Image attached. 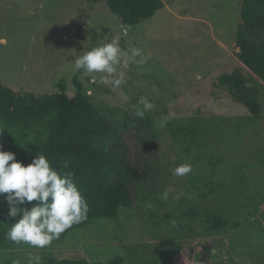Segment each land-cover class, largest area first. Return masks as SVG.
<instances>
[{
    "label": "rangeland",
    "instance_id": "rangeland-1",
    "mask_svg": "<svg viewBox=\"0 0 264 264\" xmlns=\"http://www.w3.org/2000/svg\"><path fill=\"white\" fill-rule=\"evenodd\" d=\"M161 3L150 19L125 25L106 0H0L4 86L73 98L77 79L102 111L128 124L140 118L138 100L147 97L155 107L144 117L153 122L158 145L135 208L44 249L0 235V264H26L30 254L91 264L116 258L122 264H264V82L238 58L243 0ZM113 36L143 55L123 70L127 83L118 89L90 84L73 64ZM238 70L259 90L258 117L214 86L220 75ZM186 127L199 134L183 138ZM185 163L190 174L172 175ZM165 188L172 189L167 201ZM3 215L0 196V220Z\"/></svg>",
    "mask_w": 264,
    "mask_h": 264
},
{
    "label": "trees",
    "instance_id": "trees-1",
    "mask_svg": "<svg viewBox=\"0 0 264 264\" xmlns=\"http://www.w3.org/2000/svg\"><path fill=\"white\" fill-rule=\"evenodd\" d=\"M106 1L125 25L150 19L162 5L161 0ZM241 14L243 26L236 34L238 58L264 82V0H243ZM75 83L79 89L71 98L66 92L46 95L17 92L0 82L3 150L15 153L17 162L24 166L37 155H45L56 170L74 174V182L89 204L88 219L53 240L52 246L93 221L114 219L121 209L135 208L138 189L147 179L152 157L158 150L150 118L121 123L102 111L77 79ZM214 86L243 105L252 116L261 114L259 90L242 71L220 75ZM184 129L183 138L193 139L199 134L195 127ZM7 195L1 196L4 215L0 220V235L4 237L11 224L21 218L8 215ZM37 203L19 207L30 210ZM41 257L43 264H91L86 259ZM122 263V258L109 261V264Z\"/></svg>",
    "mask_w": 264,
    "mask_h": 264
},
{
    "label": "clouds",
    "instance_id": "clouds-1",
    "mask_svg": "<svg viewBox=\"0 0 264 264\" xmlns=\"http://www.w3.org/2000/svg\"><path fill=\"white\" fill-rule=\"evenodd\" d=\"M123 34L127 35V29ZM138 57L142 61L140 49L133 47L126 50L120 46L119 36H113L110 42L85 50L73 64L90 84L99 83L118 89L127 83L123 70L137 62ZM138 105L142 106V110L137 112L140 118L155 107L144 96L139 98ZM166 123V119L162 120L160 126L164 127ZM191 172L192 166L186 163L172 169V175L176 177H184ZM171 191L165 188L162 199L167 201ZM4 194H8V215L21 217L4 234L7 241L17 245L44 249L74 225L88 219L89 204L74 182L72 172L56 170L43 154L24 166L22 162H17L15 153L4 151L0 144V196ZM176 198L179 199V196ZM33 201L38 203L30 210L19 207ZM145 206L150 208L151 204L146 203ZM12 264H21V261L13 260ZM26 264H43L42 257L30 254Z\"/></svg>",
    "mask_w": 264,
    "mask_h": 264
}]
</instances>
